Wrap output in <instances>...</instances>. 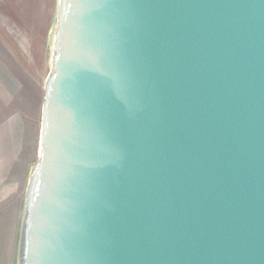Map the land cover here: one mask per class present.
I'll return each instance as SVG.
<instances>
[{
	"label": "water",
	"instance_id": "water-1",
	"mask_svg": "<svg viewBox=\"0 0 264 264\" xmlns=\"http://www.w3.org/2000/svg\"><path fill=\"white\" fill-rule=\"evenodd\" d=\"M17 264H264V0H58Z\"/></svg>",
	"mask_w": 264,
	"mask_h": 264
},
{
	"label": "rangeland",
	"instance_id": "rangeland-1",
	"mask_svg": "<svg viewBox=\"0 0 264 264\" xmlns=\"http://www.w3.org/2000/svg\"><path fill=\"white\" fill-rule=\"evenodd\" d=\"M57 6L58 0H0V264H17L25 191L37 166V144L22 182L16 167L23 151V128L32 125L38 140ZM6 234L12 241L7 250Z\"/></svg>",
	"mask_w": 264,
	"mask_h": 264
},
{
	"label": "crops",
	"instance_id": "crops-1",
	"mask_svg": "<svg viewBox=\"0 0 264 264\" xmlns=\"http://www.w3.org/2000/svg\"><path fill=\"white\" fill-rule=\"evenodd\" d=\"M44 101V98H43ZM43 104V102H42ZM41 115H42V106L40 109V119H41ZM41 125V122H40ZM23 134H22V148L23 151L20 155L19 161L17 163V167L16 170L19 171V169L21 170L20 173V181H23V178L25 177L24 173H25V168L28 166L29 160H30V154H32V151L36 145V154L38 156V150H39V139H40V129H39V134H38V140H35V128L32 125H27L23 128ZM34 140L36 141H33ZM29 148V152H27V149ZM29 182V181H28ZM8 189L7 187L5 188V190ZM8 197L10 196H6L5 197V201H7ZM4 222V221H3ZM10 239L8 238L7 234H6V242H5V250L9 249L12 245V241H10Z\"/></svg>",
	"mask_w": 264,
	"mask_h": 264
}]
</instances>
